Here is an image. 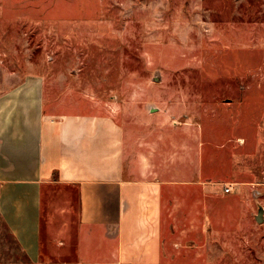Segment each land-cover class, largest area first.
Instances as JSON below:
<instances>
[{"label": "rangeland", "instance_id": "obj_1", "mask_svg": "<svg viewBox=\"0 0 264 264\" xmlns=\"http://www.w3.org/2000/svg\"><path fill=\"white\" fill-rule=\"evenodd\" d=\"M28 75L58 113L175 137L178 167L191 154L206 183L190 187L208 189L176 190L160 264H264V0H0V92ZM60 189L44 214L74 230L76 189ZM0 264H33L1 217Z\"/></svg>", "mask_w": 264, "mask_h": 264}, {"label": "crops", "instance_id": "obj_2", "mask_svg": "<svg viewBox=\"0 0 264 264\" xmlns=\"http://www.w3.org/2000/svg\"><path fill=\"white\" fill-rule=\"evenodd\" d=\"M56 109L40 76L0 92V217L21 250L33 264H160L176 237V190L208 189L190 187L206 183L191 154L178 167L175 137L137 136L93 108ZM190 133L184 143L199 148L200 129ZM188 171L193 179H177ZM52 188L76 189L74 230L51 231Z\"/></svg>", "mask_w": 264, "mask_h": 264}, {"label": "built area", "instance_id": "obj_3", "mask_svg": "<svg viewBox=\"0 0 264 264\" xmlns=\"http://www.w3.org/2000/svg\"><path fill=\"white\" fill-rule=\"evenodd\" d=\"M231 189H232V186H231V184H230L229 186H225L224 191H225L226 193H228V192L231 191Z\"/></svg>", "mask_w": 264, "mask_h": 264}, {"label": "trees", "instance_id": "obj_4", "mask_svg": "<svg viewBox=\"0 0 264 264\" xmlns=\"http://www.w3.org/2000/svg\"><path fill=\"white\" fill-rule=\"evenodd\" d=\"M12 235V234H11ZM12 237H13V235H12ZM13 239L15 240V238L13 237ZM15 242L17 243V241L15 240ZM17 245H18V243H17ZM19 246V245H18ZM20 248V247H19ZM24 253V252H23ZM25 254V253H24ZM25 256H26V254H25ZM27 257V256H26ZM28 259V258H27Z\"/></svg>", "mask_w": 264, "mask_h": 264}, {"label": "water", "instance_id": "obj_5", "mask_svg": "<svg viewBox=\"0 0 264 264\" xmlns=\"http://www.w3.org/2000/svg\"><path fill=\"white\" fill-rule=\"evenodd\" d=\"M257 219H258V220H261V217L257 216Z\"/></svg>", "mask_w": 264, "mask_h": 264}]
</instances>
